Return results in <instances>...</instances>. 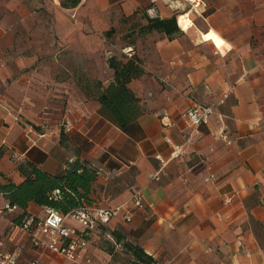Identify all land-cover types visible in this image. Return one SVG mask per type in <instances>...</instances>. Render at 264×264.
<instances>
[{"label": "crops", "instance_id": "obj_1", "mask_svg": "<svg viewBox=\"0 0 264 264\" xmlns=\"http://www.w3.org/2000/svg\"><path fill=\"white\" fill-rule=\"evenodd\" d=\"M200 3L0 0V182H22L26 162L57 174L80 159L97 170L95 205L122 206L110 227L154 259L264 264V0ZM182 13L193 23L187 30ZM173 16L180 30L171 35L135 24ZM211 31L215 42L204 38ZM110 35L130 39L117 54L137 57L145 71L130 82L144 113L126 130L98 101L113 80L101 61ZM225 93L208 124L182 118ZM133 190L153 207L136 208ZM5 203L1 196L4 249L32 258ZM46 209L30 203L27 211L44 217ZM91 243L96 257L106 254L98 234ZM42 262L66 264L50 252Z\"/></svg>", "mask_w": 264, "mask_h": 264}, {"label": "trees", "instance_id": "obj_2", "mask_svg": "<svg viewBox=\"0 0 264 264\" xmlns=\"http://www.w3.org/2000/svg\"><path fill=\"white\" fill-rule=\"evenodd\" d=\"M78 1L74 0V2ZM153 30L171 35L180 28L176 16L165 19L148 17V24L142 27V31ZM108 64L114 72L113 80L99 94L98 101L102 108L111 114L119 127L126 130L144 113L141 99L131 89L130 82L142 76L145 71L142 62L135 56L124 59L112 56ZM1 155L2 150L0 157ZM19 170L24 176L22 182L14 183L11 180L0 182V197L4 198L5 204L17 206V210L10 212L4 204L1 211L10 215L15 224L20 223L28 214L30 203L55 208L64 214L82 206L95 204L91 194L97 178V170L85 161L76 159L69 162L67 167L57 174L49 173L30 162L21 164ZM56 189H59L60 193L55 196ZM104 230H111L118 242L123 241V245L135 262L151 263L154 260L141 246L125 241L120 230L111 228L110 225L101 226V232L98 234L100 238H103ZM108 251L113 252V248L110 247Z\"/></svg>", "mask_w": 264, "mask_h": 264}, {"label": "built area", "instance_id": "obj_3", "mask_svg": "<svg viewBox=\"0 0 264 264\" xmlns=\"http://www.w3.org/2000/svg\"><path fill=\"white\" fill-rule=\"evenodd\" d=\"M147 11L150 15L155 14L152 7ZM226 96L225 93L218 102L190 107L182 112L181 116L196 127L208 124L215 112L216 105L222 102ZM222 137L227 139V135L224 133H222ZM59 193V189L54 191L55 196ZM130 201L136 208H145L146 205L150 208L153 207V204L145 202L141 190H133ZM5 208L10 212L17 210L16 205L6 204ZM121 209L122 206L101 207L94 204L82 206L67 214L55 208H47L44 217H37L28 212L23 220L16 224V227L20 232L29 236L36 255L26 259L19 248L5 250L4 240L0 238V264H43L42 259L47 252L62 256L66 264H163L156 259L151 263L119 262L114 251L123 246V241L118 242L111 230L102 231V237L108 246L113 248V252H109L107 246H104L102 249L106 254L98 258L90 251L91 237L101 232V226H109L112 219L120 215ZM132 217L133 212L130 210L123 214L125 221L132 220ZM70 221H76L79 226L71 225Z\"/></svg>", "mask_w": 264, "mask_h": 264}, {"label": "rangeland", "instance_id": "obj_4", "mask_svg": "<svg viewBox=\"0 0 264 264\" xmlns=\"http://www.w3.org/2000/svg\"><path fill=\"white\" fill-rule=\"evenodd\" d=\"M152 4V3H151ZM146 8H143V11L145 12ZM148 10V9H147ZM142 10H140L141 12ZM148 12V11H147ZM135 24L137 26L138 29H140V31H142V27H139L141 25V23L138 21H135ZM212 33H208V34H204L206 36L207 39L211 40L212 42H215L218 38V34L215 33L214 31H211ZM214 36V37H213ZM108 38V42H105V46L102 49V54H101V61H108L112 56H117L118 58H129L126 57L125 55H119L117 54L120 51V46L124 43V42H129L130 39L128 38H124L121 37L120 39H117V35H110L107 36ZM216 37V39H212ZM219 40L221 42H223V39H221V37H219ZM111 50V51H110ZM101 248H103L104 246H107V249L110 248V246H108L107 242L104 241L103 238H100V245ZM115 253V257L116 259L121 262V263H131L133 262V258L131 256V253L127 250V248L123 245L122 247H120L118 250L114 251ZM24 257L26 259H29L31 256L30 254H24Z\"/></svg>", "mask_w": 264, "mask_h": 264}, {"label": "bare ground", "instance_id": "obj_5", "mask_svg": "<svg viewBox=\"0 0 264 264\" xmlns=\"http://www.w3.org/2000/svg\"><path fill=\"white\" fill-rule=\"evenodd\" d=\"M191 1L193 2L194 6H195V5H200V4L202 3V2L200 3V0H191ZM199 3H200V4H199ZM178 21H179L180 26H181L184 30L189 29V27L193 24V23H192V20H191V19L189 18V16H188L187 14H185V13H182V14L179 15ZM204 38H206L205 35H204ZM205 40H207V38H206Z\"/></svg>", "mask_w": 264, "mask_h": 264}]
</instances>
